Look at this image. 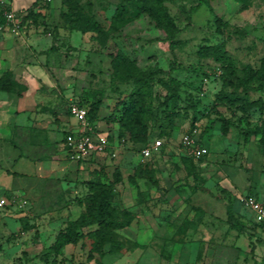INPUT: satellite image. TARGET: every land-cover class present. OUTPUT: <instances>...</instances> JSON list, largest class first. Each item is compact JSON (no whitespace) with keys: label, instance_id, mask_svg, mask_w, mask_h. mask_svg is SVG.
<instances>
[{"label":"rangeland","instance_id":"374dc122","mask_svg":"<svg viewBox=\"0 0 264 264\" xmlns=\"http://www.w3.org/2000/svg\"><path fill=\"white\" fill-rule=\"evenodd\" d=\"M127 1H81L85 8L91 3V14L109 31L108 47H100L96 34L83 32V26L71 30L61 16L66 10L61 0L54 1V8L58 9L53 13L44 11L36 17L24 18L33 11L16 12L19 30H34L39 47L43 41H49L47 56L42 55L41 60L46 61L45 66L50 70L56 65L51 72L57 82L71 91V103L82 102L90 107L92 103L101 102L96 127L112 136L110 150L113 148V151L107 153L108 170L111 173L118 167L123 175L118 184L117 200L124 206L139 207V225L147 221L161 225L165 238L146 241L145 247L152 246L161 254L163 264H176L179 256V263H184L190 260L191 252L198 249V245L203 243L206 248V242L193 243L196 241L190 237L195 238L201 224L207 227L213 219V215H203V208L195 202L203 205L211 201L221 208L224 207L222 201L239 204L241 197L249 193L264 198V154L260 136L251 134V130L264 121V112L257 107L243 112L239 104L219 103L221 98L231 101L242 98L248 102L264 99V93L246 90L253 83L244 79L247 68H258L264 57V0H249L246 4L237 0H163L166 13L179 28L187 25L190 10L198 7L191 16V24L177 36L175 54L164 40L166 30L151 16L143 14L125 24L114 20L117 6ZM44 7L48 10L46 5ZM9 11L12 10L8 3L1 4L0 19ZM118 48L140 69L138 76L123 78L114 73L109 52H116ZM59 59L66 60L64 67L68 72L61 74L58 67L62 66L51 64ZM227 80L230 84L225 83ZM140 88L146 91L150 137H163L161 153L150 159L141 156L139 144L119 141L114 146L120 132L119 124L107 121L115 105ZM219 116L232 122L227 136L222 134ZM164 129L170 135L162 136ZM194 129L200 132L199 141L206 145L209 153L191 166L184 159L186 152L181 139L184 133ZM139 165L143 166V176L133 183L129 176ZM9 195L0 191V199H7ZM145 202L136 207V203ZM14 206L8 200L5 210L1 211L35 214L36 225L27 229L22 224L14 234L5 237L0 234V264H23L27 261L25 252L28 264H46L41 255L52 244L57 231L45 227L48 219L43 215L48 211L34 208L32 204L13 211ZM243 208L249 218L253 217L250 208L244 205ZM185 218L195 225L188 227L189 237L181 242L182 236L177 229ZM127 231L121 232L125 248L108 257H97L102 260L101 264H137L135 254L145 247L129 240ZM90 243L86 239L82 246H73L69 255L54 264L85 261ZM71 257L74 260H70Z\"/></svg>","mask_w":264,"mask_h":264},{"label":"crops","instance_id":"0c3cea01","mask_svg":"<svg viewBox=\"0 0 264 264\" xmlns=\"http://www.w3.org/2000/svg\"><path fill=\"white\" fill-rule=\"evenodd\" d=\"M54 1L42 4L37 0H0V5L8 3L15 12L33 8L36 13H53L58 9L54 8ZM45 5L48 10H44ZM33 32L30 29L26 32L0 30V77L10 71L12 79L26 87L20 92L0 91V191L15 194L18 198L19 202L11 208L13 211L23 210L28 204L44 212L48 211L43 215L48 219L45 227L47 230L55 228L58 231L66 220L76 219L84 209L77 199L87 193L86 181L93 177L92 172L104 164L109 166L107 153L113 151V148H109L106 154L94 155L85 162H77L68 157L64 137L69 130L76 129L78 123L70 114L71 91L57 82L51 72L56 66L54 64L62 66L58 67L61 74L68 72L64 67L66 60H53L51 70L45 66L46 61H42L41 56H47L49 41H43L42 47H39L40 42ZM62 77L65 81V76ZM101 133L109 135L108 132ZM118 142L116 136L114 146ZM222 203L224 207L221 208H217L211 201L203 205L194 203L203 208V215H213L207 227L202 223L198 228L199 234L195 238L190 237L192 241H196L193 243L206 242V248H203L201 242L202 251L201 245H198V249L191 252L190 260L179 263L178 255L176 264H262L264 228L256 223L254 215L248 217L242 203H230L227 200ZM145 204L146 202L136 203V207ZM229 206H232L236 216L231 220L228 217ZM128 208L137 213L139 207ZM1 210H5V207H0L1 236L14 234L22 224L27 225V229L36 225L33 220L35 214L29 216L30 213ZM138 217L139 215L131 226L125 228L128 229L126 233L129 240L145 247L146 241L165 238L160 224L156 222L152 225L147 221L139 225L141 222ZM121 232L122 230L119 231L122 240ZM188 233L189 231L182 235L179 241H186ZM172 237L173 235L170 238ZM82 244L83 242L67 245L64 256L69 255L68 251L73 246ZM110 255L112 254L104 257ZM135 255L137 264H163L161 254L152 246L145 247V250L136 252Z\"/></svg>","mask_w":264,"mask_h":264},{"label":"trees","instance_id":"16d2710c","mask_svg":"<svg viewBox=\"0 0 264 264\" xmlns=\"http://www.w3.org/2000/svg\"><path fill=\"white\" fill-rule=\"evenodd\" d=\"M81 1L82 0H61V5L64 8L66 7V10L61 13L62 18L71 30H78L79 27L83 26V32H94L96 34L95 39L98 41L100 47H108L109 41L111 40L109 31L93 14H91V3H88V7L85 8ZM237 1L246 4L249 0ZM196 8L198 7H193L190 10L188 14V23L184 28H179L175 25L173 18L166 13L163 7V0H128L117 6L113 18L117 22L124 21L125 24L128 20L137 19L143 14L151 16L159 27L166 30L167 36L164 40L169 42L171 52L175 54L178 41L177 36L191 24V16ZM31 11H33V14L29 13L24 18L38 16L39 13L34 12L33 8H30V12ZM5 22V16H3L2 19H0V25ZM109 56L111 57V66L114 73L120 74L123 78L138 76V74L141 73L134 61L130 60L122 49L118 48L116 52H109ZM173 68L174 65L172 66V69ZM234 76L236 80H239L235 74ZM244 79L250 84L253 83L247 87L246 90L264 93V57L258 68H247ZM225 83L230 84V81L227 80ZM25 89V85L12 79V73L10 71L5 72L0 77V91L20 92ZM145 98L146 91L141 90V88L138 89L127 98L119 101L115 105L112 114L107 119L108 123L119 124L120 132L118 139L120 142L129 141L139 144L141 145V150L152 139L149 134L150 129L147 121ZM228 102H231L234 106H238L237 104H239L243 112H249L254 107L264 112L263 97L252 102H248L242 98L233 99L232 101L221 98L219 103L223 105ZM79 104L88 109L89 121L94 126L95 130L100 132L96 128V120L101 108V102L92 103L90 107H87L82 102ZM219 121L221 122L222 134L227 136L232 125L231 120L219 116ZM251 134L260 136L261 151L264 154V121H262L259 127L251 130ZM161 135H170V132L164 129ZM162 138L161 136H157V139ZM108 139L109 141L112 140L110 134L108 135ZM201 144L204 145V143ZM207 155L208 154L204 157ZM204 157L197 160L185 154L184 159L191 166H194ZM108 167L109 166L104 164L99 169H95L92 172L93 177L86 181L88 191L84 196L77 199L78 203L82 205L84 209L76 219L66 220L57 231L54 241L48 246L46 252L41 255V259L45 260L46 264H54L59 258H61L62 261L64 249L67 245H78L80 242L84 243L86 239L91 241L88 256L85 261H78L74 264H88L93 260H95L97 264H101L97 256L101 258L107 254L119 253L125 248L124 242L120 239L119 231L131 226L138 214L117 200L119 194L118 184L122 182L123 175L118 167H115L111 173ZM143 172V166L139 165L135 173L129 176V180L136 183L137 178L143 176ZM13 197L14 196L10 194L7 199L12 200ZM228 217L229 220L236 218L232 206L228 207ZM190 225L191 219L185 218L178 228L177 233L181 236L185 235ZM258 225L264 228V225ZM25 227H27V225H25ZM25 256L27 261L23 264H28L29 258L26 252ZM51 257L53 258L52 261L50 260ZM70 260L74 259L71 257ZM262 264H264V261Z\"/></svg>","mask_w":264,"mask_h":264},{"label":"built area","instance_id":"2783aa9c","mask_svg":"<svg viewBox=\"0 0 264 264\" xmlns=\"http://www.w3.org/2000/svg\"><path fill=\"white\" fill-rule=\"evenodd\" d=\"M53 0H37L39 3L49 4ZM18 14L15 11H9L5 14L6 22L0 25V30L18 31L20 21ZM70 114L77 120V128L69 130L64 139V147L67 155L71 160L77 162H85L90 160L94 155L106 154L110 148V141L108 135L95 130L94 126L88 119V109L81 106L79 103L73 102L70 105ZM200 132L197 129L188 131L182 135L181 143L187 155L194 159H200L209 153L208 148L199 141ZM163 140L152 139L141 150V156L145 159H150L158 155L162 151ZM116 156V153H112ZM241 203L252 210L255 221L258 224L264 225V198L256 194H247L241 197ZM13 204L19 202L18 198L14 196L11 200ZM8 205L6 198L0 199V207Z\"/></svg>","mask_w":264,"mask_h":264}]
</instances>
